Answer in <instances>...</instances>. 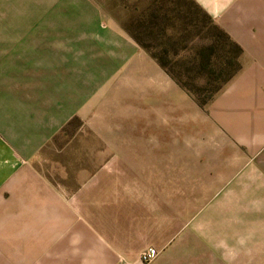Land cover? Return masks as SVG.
Returning <instances> with one entry per match:
<instances>
[{
    "label": "crops",
    "instance_id": "1",
    "mask_svg": "<svg viewBox=\"0 0 264 264\" xmlns=\"http://www.w3.org/2000/svg\"><path fill=\"white\" fill-rule=\"evenodd\" d=\"M192 1L241 49L205 107L121 0H0V264H140L199 201L263 209L264 0Z\"/></svg>",
    "mask_w": 264,
    "mask_h": 264
},
{
    "label": "rangeland",
    "instance_id": "2",
    "mask_svg": "<svg viewBox=\"0 0 264 264\" xmlns=\"http://www.w3.org/2000/svg\"><path fill=\"white\" fill-rule=\"evenodd\" d=\"M121 3L128 7L124 10L127 17L122 26H129L144 38L148 30L142 21L150 19L149 13L158 12L161 7L172 8L173 12H167V17L174 29L169 32L183 47L173 57V62L178 64L177 70L189 71L184 78L189 85L210 89L217 85L220 76L225 77L235 68L234 65H223L218 57L212 59L205 69L200 68L199 63L195 66L190 63L196 52L203 50L208 55L209 48L215 44L214 31L210 25L201 24L194 8H182L179 0H121ZM106 11L123 15L111 8ZM180 17L195 22L200 33L196 35L194 26L184 25ZM220 45H223L221 41ZM225 49L230 50L227 46ZM220 67L222 72L218 71ZM210 71L216 72L218 79L211 80ZM261 203L263 209L258 211L255 210L257 202L199 201L198 210L184 218L185 227L177 236V242L148 264H264V202Z\"/></svg>",
    "mask_w": 264,
    "mask_h": 264
},
{
    "label": "trees",
    "instance_id": "3",
    "mask_svg": "<svg viewBox=\"0 0 264 264\" xmlns=\"http://www.w3.org/2000/svg\"><path fill=\"white\" fill-rule=\"evenodd\" d=\"M179 2L183 6L182 8H194V14L200 18L201 24L210 25L211 29L214 31L215 44L209 48L208 55L207 52H204L203 50L196 52L190 60V63L194 66L196 63H199V67L205 69L206 66L211 63L212 59H216L218 57L221 59L223 65L235 66L230 73H226L227 75L225 74V77L220 76L219 80H217V85L210 89L206 90L203 89V87L189 85L184 81V78L189 71L184 70L182 72L177 70L178 64L173 62V57H176L178 55V51L183 47H180L181 42L179 39L176 40V38H174L176 36L169 32L174 29V25L169 23L170 20L167 17V12H173V10H170L172 8L161 7L158 9V12L154 9L155 12L151 11L149 13L151 16L150 19L142 21L144 25H147L146 29L148 30L145 38L136 34L129 26L127 27V25H124L123 28L140 48L150 54L152 59L157 62V64L180 88L192 96L200 107H205L240 70L241 65L239 57L241 55V49L234 42H232L218 26L212 23L211 19L201 9H199L192 0H179ZM180 20L184 21L183 24L186 26H194V32L196 35L200 33L201 30L195 22H191L187 20V18L183 17H180ZM220 41L223 45H220ZM226 46L229 47L230 50H226ZM222 69L223 68L220 67L218 71L222 72ZM191 70H193V68H191L190 71ZM210 78L211 80L218 79V74L216 75V72L210 71Z\"/></svg>",
    "mask_w": 264,
    "mask_h": 264
},
{
    "label": "built area",
    "instance_id": "4",
    "mask_svg": "<svg viewBox=\"0 0 264 264\" xmlns=\"http://www.w3.org/2000/svg\"><path fill=\"white\" fill-rule=\"evenodd\" d=\"M157 257V252L153 248H148L140 254L142 264H148Z\"/></svg>",
    "mask_w": 264,
    "mask_h": 264
}]
</instances>
